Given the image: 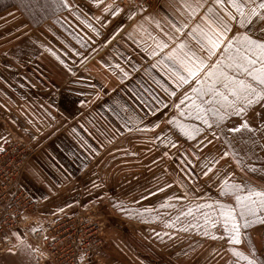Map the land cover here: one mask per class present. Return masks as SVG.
<instances>
[{
  "label": "rangeland",
  "instance_id": "374dc122",
  "mask_svg": "<svg viewBox=\"0 0 264 264\" xmlns=\"http://www.w3.org/2000/svg\"><path fill=\"white\" fill-rule=\"evenodd\" d=\"M43 2L40 9L39 0H0V196L30 200L11 230L15 240L9 235L13 249L1 250L14 251L20 264L27 258L23 248L40 252L33 234L42 232L53 237L41 250L50 261L57 220L81 215L103 227L93 264H264L259 198L252 197L255 215L247 217L252 223L241 228L239 244L228 241L222 223H211L218 217L217 200L236 207L235 195L264 191V98L239 116L215 104L220 115L207 113L211 127L195 119V108L181 105L182 116L176 104L156 97L150 98L156 112L150 115L146 107L144 115L135 88H103L102 72L92 73L96 88L71 82L74 75L85 79L97 59L38 56L41 49L45 54L39 21L57 11ZM261 28L264 23L245 25L239 33L264 40ZM56 48V41H48L46 51L62 53ZM71 63L77 66L70 69ZM94 100L99 102L88 103ZM242 122L248 128L229 131ZM225 182L239 191L219 195ZM23 238L30 242L26 247Z\"/></svg>",
  "mask_w": 264,
  "mask_h": 264
},
{
  "label": "crops",
  "instance_id": "0c3cea01",
  "mask_svg": "<svg viewBox=\"0 0 264 264\" xmlns=\"http://www.w3.org/2000/svg\"><path fill=\"white\" fill-rule=\"evenodd\" d=\"M43 1H51V6L57 11L49 17L44 16L39 21L38 41L39 45L44 48L45 54L41 49L38 56L58 58L62 55L63 57L70 55L72 58H78L88 55L92 59H97L94 63L93 60L89 61L93 64L88 66V75L85 79L82 75H74L71 77V82L82 80L86 81L87 88H96L92 73L102 72L104 74L101 80L104 83L103 88L119 90L135 88V93L141 98V101L137 103L144 106V111L142 106L140 108L144 115L147 114L146 107L150 110V115L156 112V106H154L156 103L150 101V98L162 99L163 104H179L184 94L190 91V87L197 86L194 80H189L188 84H181L178 87L179 81L176 73L186 75L178 62L179 59L184 58V53L189 50L196 52L198 56L206 60L209 66L215 64L219 58L214 56L209 60L207 52L203 51L197 43V39H201L199 33L195 36L190 35L197 24L206 29L201 17L206 15L208 7H212L214 13L224 15V12L213 4V0H201L204 6L198 8L195 15H191V12L197 0H158L149 9L132 8L122 3L121 0H39L40 9L45 8ZM252 6L254 5H249L245 11H249ZM236 18L239 20L238 14ZM229 23L233 32L237 29L240 31L241 27L238 23L235 21H229ZM182 25H187V27H182ZM177 28L181 30L176 31ZM51 40L57 42V47L60 48L56 50H61L62 53L46 51L48 41ZM161 43L166 44L167 47H158ZM181 44L186 47L181 49L179 47ZM67 49L70 52H66ZM71 64L70 69L77 66V64ZM77 71L81 70L77 69ZM116 73L120 74L119 80H112L111 78ZM201 78L204 79L203 75ZM155 89L162 91H153ZM173 92L175 95H171ZM188 95L196 99L193 96L194 93ZM96 102L99 101L94 100L88 103ZM199 102L197 99V103ZM188 103L185 102V104ZM108 115L104 116L105 119H108ZM109 119H112L110 115ZM143 119L146 117L142 116ZM122 126L119 124L117 129ZM93 149L97 151L96 147ZM26 227L27 225L23 229ZM8 233L15 240L17 236L15 232ZM40 234L43 233L40 232ZM21 241L24 247H26L25 243L30 244L24 238ZM43 244L40 238V252L35 255L27 247L23 248L27 251V258H24L20 264H48L49 260L42 256ZM15 257L14 251H1L0 264H16ZM94 261L95 259L86 264H93ZM49 262L53 264L51 260Z\"/></svg>",
  "mask_w": 264,
  "mask_h": 264
},
{
  "label": "snow or ice",
  "instance_id": "6c2138e0",
  "mask_svg": "<svg viewBox=\"0 0 264 264\" xmlns=\"http://www.w3.org/2000/svg\"><path fill=\"white\" fill-rule=\"evenodd\" d=\"M213 4L219 7L224 15L214 13L213 8L208 7L206 15L201 17L206 29L197 24L193 27L190 35L195 36L199 33L201 39H197V43L200 44L203 51L207 52L209 60L214 56L219 58L215 64L209 66L206 60L198 56L196 52L189 50L184 53V58L179 59L178 62L186 75L176 73L179 81L178 87L181 84H188L189 80H194L197 86L190 87V90L195 94L196 99L185 93L179 104L174 105L179 114L183 116L185 112L180 111L181 105H185L186 101L189 102L186 108H195V119L202 120L209 127L211 125L207 113L211 112L214 116L220 115L215 104L221 103L227 108H231L233 113L239 116L245 111L246 105L251 104L257 98H264V40L254 39L247 33L241 34L238 29L233 32L229 23V21H235L241 27L247 25L249 29L256 27L258 23H264V0H260L258 4L255 3V0H213ZM249 5L254 6L249 11H245ZM203 6L201 0H197L191 15H195L198 8ZM237 14L240 17L239 20L236 18ZM182 27H187V25H182ZM180 30L176 29V31ZM260 31L264 32V28H261ZM158 47H167V45L161 43ZM179 47L183 49L186 45L181 44ZM241 73L245 74L246 78H239ZM202 75L204 79L201 78ZM206 83L207 88L204 86ZM221 88L224 91H221ZM171 95H175V93L173 92ZM197 99L200 101L199 103H197ZM205 105L213 106L205 107ZM178 126L182 131L185 130L184 125ZM241 128H248V124L242 122L239 127L230 128L229 131L238 132ZM186 135L188 138H192L190 133L186 132ZM224 155L227 156L228 153L225 152ZM231 190L239 191V186L228 185L225 182L219 195L227 196ZM253 196L259 198V207L264 208V191L249 190L246 196L235 195L236 207L222 204L219 200L216 202L219 208L218 217L211 223L213 227L216 226V223H222L228 241L232 244L241 242V228L247 229L252 223L247 217L255 215V211L250 207V205L257 204V201L252 199ZM203 207L212 208L213 206L207 204ZM206 222H209L207 215ZM234 254L242 255L235 251ZM248 264H255V261L249 259Z\"/></svg>",
  "mask_w": 264,
  "mask_h": 264
},
{
  "label": "built area",
  "instance_id": "2783aa9c",
  "mask_svg": "<svg viewBox=\"0 0 264 264\" xmlns=\"http://www.w3.org/2000/svg\"><path fill=\"white\" fill-rule=\"evenodd\" d=\"M132 8H152L158 0H121ZM30 206V200L26 198L20 203L17 200H7L0 196V250L13 249L9 233L19 226L18 217L21 211ZM22 216V215H21ZM59 229L55 231V242L50 244V260L53 264H86L95 259L96 251L101 246L103 227L94 217L69 215L60 218ZM45 237V238H44ZM52 242L53 237L34 233L33 239L39 247V239ZM42 247V246H41ZM46 245L43 244V248ZM3 251V250H1ZM46 257V254H42Z\"/></svg>",
  "mask_w": 264,
  "mask_h": 264
}]
</instances>
